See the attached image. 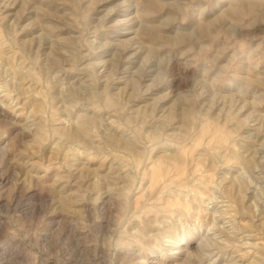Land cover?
Listing matches in <instances>:
<instances>
[{"label": "rangeland", "instance_id": "1", "mask_svg": "<svg viewBox=\"0 0 264 264\" xmlns=\"http://www.w3.org/2000/svg\"><path fill=\"white\" fill-rule=\"evenodd\" d=\"M0 264H264V0H0Z\"/></svg>", "mask_w": 264, "mask_h": 264}, {"label": "bare ground", "instance_id": "2", "mask_svg": "<svg viewBox=\"0 0 264 264\" xmlns=\"http://www.w3.org/2000/svg\"><path fill=\"white\" fill-rule=\"evenodd\" d=\"M84 129V128H83Z\"/></svg>", "mask_w": 264, "mask_h": 264}]
</instances>
